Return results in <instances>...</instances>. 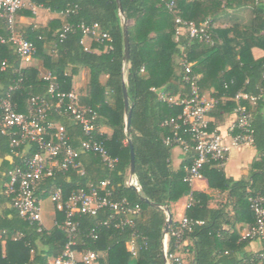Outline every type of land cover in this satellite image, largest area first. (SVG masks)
<instances>
[{
    "label": "trees",
    "instance_id": "16d2710c",
    "mask_svg": "<svg viewBox=\"0 0 264 264\" xmlns=\"http://www.w3.org/2000/svg\"><path fill=\"white\" fill-rule=\"evenodd\" d=\"M170 1H173L171 8L167 5ZM27 3L49 13L45 23L34 20L20 32L15 24L16 31L35 42L30 59H37L38 66H21L15 44L0 43V97L9 92L15 109L28 113L31 96L49 98L44 72H52L58 87L68 91L73 75L79 68H87L88 81L79 100L96 113L94 138L102 140L108 153L118 158L109 167L98 154L81 150L80 142L85 135L80 126L70 116L51 111L48 119L64 125L70 143L79 151L83 173L76 169L57 170L43 179L36 196H49L59 186L67 197L71 190L91 183L100 193L109 192L113 199L124 197L139 204L141 212L134 217L133 227L99 224L111 213L106 208L95 215H76L79 242L103 253L99 264H165L162 233L167 215L159 206L169 208L191 192L194 203L186 207L185 216L202 223L193 224L178 240L170 235L177 224L172 220L167 231V251L180 255L183 264H242L257 246L253 240L240 238L238 226L254 221L249 197L264 196V56L252 54L254 47L264 49V0H27ZM244 11L248 13L246 21L232 20L230 15ZM36 12L25 3L16 12V21L18 15L34 18ZM226 16H230L228 25H218ZM177 17L197 26L208 21L210 40L190 37L185 26L175 22ZM81 22L98 23L109 38H92L91 48H85L81 39L86 35L77 26ZM66 23L74 28L60 38L61 27ZM123 23L129 37L127 62L123 59ZM0 35H8L1 19ZM183 58L193 63L191 69L198 75L199 93L216 100L208 111L210 128L219 129L231 115L235 119L238 106H243L251 117L256 153L247 176L228 177L215 160L206 162L201 169L208 186L224 193V198L214 205L209 194L192 191L183 180L184 166L192 163L194 153L186 151V160L173 169L170 153L174 145L164 142L175 131L164 122L176 117L181 107L170 106L158 97L157 91L190 94L191 83L184 79L185 69L180 62ZM101 75H106L104 81L100 80ZM123 85L131 108L129 131L125 129ZM240 93L247 97L237 98ZM101 125L111 128V133L99 132ZM177 131L186 136L182 127ZM130 142L139 191L125 182L130 167ZM23 148L13 146L11 136L0 129V230H5L4 244L0 242V264H52L50 259L62 251L65 243L64 231L54 224L46 228L22 218L4 194L8 173L20 160L14 151L23 152ZM103 179L108 180L105 188L100 185ZM54 211L53 219L61 223L63 211L55 207ZM132 231L138 235L135 255L125 246ZM91 232L97 237L92 238ZM183 240L186 244H182Z\"/></svg>",
    "mask_w": 264,
    "mask_h": 264
},
{
    "label": "built area",
    "instance_id": "2783aa9c",
    "mask_svg": "<svg viewBox=\"0 0 264 264\" xmlns=\"http://www.w3.org/2000/svg\"><path fill=\"white\" fill-rule=\"evenodd\" d=\"M27 0H0V19L8 28V35H0V43L9 41L15 44L21 60H30L35 51V42L16 31V12ZM170 8L173 1L167 4ZM176 23L184 25L190 37L197 36L201 40H210L208 33L209 22L205 21L197 26L193 22L175 19ZM82 33L92 38H109V35L101 31L98 23H79L77 25ZM74 28L72 24L62 25L59 37ZM179 31V28H177ZM185 69L184 79L190 81L191 91L188 96L179 94L169 95L165 91H157L160 99L166 101L170 106H179L181 111L176 117H170L164 122L174 128L171 138H165L168 145L180 146L184 151H192L194 157L192 163L185 168L183 180L191 187L196 179L202 177L203 165L215 160L218 166H222L230 150L253 142V128L251 125L250 113L243 107L235 109L236 117L222 129L210 128L209 109L216 102L215 98L207 94H200L198 91V75L192 73V62L184 58L180 60ZM5 63H2V67ZM43 79L48 81L47 92L49 98L38 95L31 96L29 101L31 109L28 113H22L15 109L11 95L7 92L0 97V129L3 133L11 136V144L15 147L23 145V152L18 150L14 154L20 160L9 171L4 184V194L10 199L11 206L18 214L29 222H36L42 226V215L40 198L35 191L39 189L45 177L52 176L57 170L68 171L76 169L83 173L78 160L79 151L70 143L69 135L64 125L49 120L48 114L54 111L60 116H70L81 128L85 138L80 142L81 150H88L98 154L105 164L113 167L118 158L112 157L104 147L103 141L94 138L93 131L96 128V113L88 106L82 104L79 95L74 90L63 91L55 81V75L50 72L42 74ZM11 87L10 89H12ZM239 97H247L240 93ZM254 99V97H250ZM180 127L186 136L177 131ZM32 150L30 154L29 151ZM126 184L132 186L136 191L140 190L135 174H128ZM108 180L100 181L101 188H105ZM49 197L56 210L63 211L64 218L61 223L54 220L65 233V243L62 251L50 259L52 264H99L103 253L83 246L78 239V222L76 215L80 213L95 215L99 210L108 209L111 211L99 224L122 228L125 225L133 227L134 217L140 214L141 207L137 203H130L126 198L113 199L109 192L100 193L99 190L88 183L86 187L73 189L64 197L61 187H56ZM194 199L191 192L186 202V207L192 205ZM249 206L254 215L251 224L242 225L239 229L241 239H249L259 243V246L251 252L250 257L243 260L242 264H264V196L254 195L249 197ZM195 223H202L200 220L193 221L183 216L170 235L181 238L185 230H189ZM5 230H0V241L4 242ZM167 234L162 241L163 256L166 264H183L184 261L176 252L167 251ZM91 237L96 238L97 234L91 232ZM132 231L125 241L127 250L135 255L137 251L136 237ZM186 244V240L182 241Z\"/></svg>",
    "mask_w": 264,
    "mask_h": 264
},
{
    "label": "crops",
    "instance_id": "0c3cea01",
    "mask_svg": "<svg viewBox=\"0 0 264 264\" xmlns=\"http://www.w3.org/2000/svg\"><path fill=\"white\" fill-rule=\"evenodd\" d=\"M26 6H28L30 9L33 10V12L37 11L35 14L36 16L34 18L27 17L23 15L17 16L16 21V28L20 32L25 27V25L33 22H40L45 23L47 18H49V13L42 9L41 7H36L33 5H30L25 2ZM233 17L232 20H239V21H246L248 19V13L247 11L244 12H237L235 15H230ZM230 16H226L221 18L217 24L220 26L228 25L230 19ZM30 38L32 36H29ZM82 44L85 48H91L92 43V37L90 36H83L81 39ZM95 52H99L97 48H94ZM252 54L254 57H260L264 56V49L259 47H254L252 49ZM37 65L38 66V60L37 59H30V60H21V66H27V65ZM88 69L85 67L79 68L76 74L72 77V85L71 89L74 90L76 93H78L79 96L83 95L85 92L86 84L88 81ZM106 78V75H101L100 80L104 81ZM234 115H231L228 117L224 124L220 126V128L223 130L227 124H229L234 119ZM99 132L110 134L111 128H109L106 125L99 126ZM255 149L253 148L252 144H245L239 147H234L230 150L227 157L224 160L223 165L221 166L225 175L230 176L232 178H242L246 177L248 174V167L251 161L253 160L255 156ZM187 158V153L184 151L180 146L174 145L171 148L170 153V163L173 169H177L182 162H184ZM186 166H184L185 169ZM192 191H202L210 195V203L212 205L217 203V200L223 199L224 193H220L218 190L210 188L207 183V179L202 175L201 178H198L195 180V182L191 185ZM189 198V193L179 198L176 202H173L169 206V211L172 215V220L174 222H178L183 216H185V210H186V202ZM54 219H52L51 223H44L42 220V226L49 228L53 225ZM240 229L241 226H238ZM164 238V237H163ZM1 242V241H0ZM1 244H4V242H1ZM256 246L258 247V243L255 242ZM255 246V247H256Z\"/></svg>",
    "mask_w": 264,
    "mask_h": 264
},
{
    "label": "water",
    "instance_id": "95a60500",
    "mask_svg": "<svg viewBox=\"0 0 264 264\" xmlns=\"http://www.w3.org/2000/svg\"><path fill=\"white\" fill-rule=\"evenodd\" d=\"M118 5H119L120 14L123 15V11H122V8L120 6L119 1H118ZM128 56H129L128 30H127L126 23H123V59L125 62L128 61ZM123 100H124V111L127 113V118H126V122H125V129H126V131H129V117H130V113H131V108L129 107L127 91H126V87L124 85H123ZM134 166H135L134 151H133L132 143L130 142V167H129L130 175L134 174ZM159 207L161 209H163L167 215L166 221L164 224V228H163V233H162V236L164 237L165 234L167 233L168 227L172 221V215H171L169 208L167 206H159ZM164 261L166 264L165 258H164Z\"/></svg>",
    "mask_w": 264,
    "mask_h": 264
},
{
    "label": "rangeland",
    "instance_id": "374dc122",
    "mask_svg": "<svg viewBox=\"0 0 264 264\" xmlns=\"http://www.w3.org/2000/svg\"><path fill=\"white\" fill-rule=\"evenodd\" d=\"M41 215L44 223L48 224L52 222L55 211L54 205L49 196L40 198Z\"/></svg>",
    "mask_w": 264,
    "mask_h": 264
}]
</instances>
